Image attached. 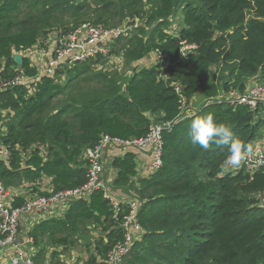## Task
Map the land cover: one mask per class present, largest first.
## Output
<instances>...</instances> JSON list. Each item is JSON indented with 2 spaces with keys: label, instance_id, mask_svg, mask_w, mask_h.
<instances>
[{
  "label": "trees",
  "instance_id": "1",
  "mask_svg": "<svg viewBox=\"0 0 264 264\" xmlns=\"http://www.w3.org/2000/svg\"><path fill=\"white\" fill-rule=\"evenodd\" d=\"M94 2L100 7L93 16L84 0H0V77L9 83L0 92V145L8 152L0 158V180L6 187L26 183L31 195L47 197L81 187L91 165L86 151L104 137L142 138L152 124L169 122L161 130L156 171L138 176L132 149L110 159V189L129 191L139 204L141 234L119 264H263L264 167L252 174L240 168L224 172L227 145L205 151L192 144V113L179 119L175 85L189 98L198 92L204 98L193 113L229 123L234 138L254 146L263 135V115L216 97L231 87L243 91L258 74L264 78V0ZM180 11L183 26L170 34L169 19ZM129 19L136 26L109 44L110 55L133 65L157 51L167 67L134 66L124 87L120 72L96 68L106 58L99 54L39 77L28 57L20 65L13 60L53 29L67 33L85 22L112 28ZM188 44L195 48L183 54ZM212 66L230 67V80L214 81ZM19 76L28 82H18ZM43 177L50 178V191L40 189ZM105 191L69 200L62 217L26 231L35 263L66 264L58 249L82 245L90 251L82 264H108L109 253L125 241L121 225L131 199L121 200L115 213ZM27 200L15 195L11 205Z\"/></svg>",
  "mask_w": 264,
  "mask_h": 264
},
{
  "label": "built area",
  "instance_id": "2",
  "mask_svg": "<svg viewBox=\"0 0 264 264\" xmlns=\"http://www.w3.org/2000/svg\"><path fill=\"white\" fill-rule=\"evenodd\" d=\"M51 33V32H50ZM48 33L46 38V46H50L49 51L44 54V58L48 61V65L43 73L38 71V77L41 75L53 76L57 70L64 67L73 66L78 62H85L89 58H95L98 54L102 57L110 56V46L112 41L119 37H127L130 35L129 27L125 24L117 27L106 28L101 24L82 23L75 27L70 32H57L51 37ZM195 46L188 44L181 47L183 54L193 50ZM152 62L159 64L160 71L167 67L165 57L160 52L153 53ZM22 77H20L21 79ZM18 82L27 83L28 78ZM259 80L252 79V81L245 87L243 91L237 88H229L225 92H220L216 99L224 100L232 105L244 104L253 110H257L264 115V84L259 83ZM9 83L0 77V92ZM175 90L179 94L180 115L179 119H183L193 113L190 110V98L183 94L180 86L175 85ZM188 103V104H187ZM170 123H154L151 126L149 133L142 138H133L129 140H122L118 138L104 137L100 144L94 149L87 150L91 165L89 167L88 181L81 187L71 190L59 192L52 196H37L20 207H13L11 205L12 198L9 197L8 191L0 180V254H7L4 258L5 264H37L32 259L33 248L30 246L31 238L26 235V231L20 229L21 218L30 212L41 211L46 209L54 202H63L67 206V202L73 198L88 199L91 193L96 189H103L104 194L111 198L112 207L116 213L119 210V202L112 196L108 195L106 184L101 180V173L105 168V160L103 158L102 150L106 147H129L132 149L135 146L144 148L150 147L151 160L149 165L150 173L156 171L161 165V130L168 128ZM253 147V151L242 161L240 169L252 174L258 169L264 167V133L259 138ZM8 152L0 145V158H5ZM93 157V158H92ZM237 168H226L224 172H233ZM261 204L264 205V191L259 194ZM130 211L124 217L122 228L125 230V241L116 245L108 255V264H119L121 256H123L129 249L132 241L138 238L141 234V229L137 223V210L139 204L136 200L129 202ZM1 260V257H0Z\"/></svg>",
  "mask_w": 264,
  "mask_h": 264
},
{
  "label": "rangeland",
  "instance_id": "3",
  "mask_svg": "<svg viewBox=\"0 0 264 264\" xmlns=\"http://www.w3.org/2000/svg\"><path fill=\"white\" fill-rule=\"evenodd\" d=\"M84 1H86L90 4V6L88 8L89 9L88 13L91 15L94 14L95 9H98V7H100V4L98 2L97 3L94 2V0H84ZM181 26H183V20H182V13L180 11V12L176 13L175 15H173L169 19V24H168L166 30L168 33L175 35ZM55 33H56V31H54V29H53V31L49 35L51 37H53ZM44 38L45 37H43V36L40 37L39 41L35 45H33L32 48L24 50V51L16 52V53H20L23 57H28L29 60L31 61V63L34 66H36L37 70L40 73H43L46 69V66L48 65V61L44 58V54H46L49 51V49L51 48L50 46H46L47 44L45 42L46 40H43ZM152 57H153V53L150 54L148 57L133 63V65H127L123 61L121 55H110L109 57L104 59V63L99 64L98 67L96 66V68L97 69L102 68L105 70L115 69L118 72H120L121 76H122L121 84L124 87L125 81L133 72V67L134 66L141 67V66H146V65L151 64ZM229 71H230V67L225 68V66H212L211 70H210V74H211V77L214 81L219 82V84H221V82H224L228 79L230 80V77L232 75ZM255 78L259 79V78H261V75L258 74ZM19 80L23 81V80H25V78L22 77L20 79V76H19ZM258 82L264 84V78L259 79ZM203 102H204V98L202 97V95L199 92L193 94L190 97V103H189L190 110L192 112L196 111L202 105ZM263 117H264V115H263ZM153 125L154 124H152L151 126H153ZM260 131L262 132V134L264 133V123L261 125ZM133 148H138V149L142 150V148L138 147V146H135ZM86 154L89 157L87 151H86ZM150 155H151V149H150ZM44 185H45V187H44L45 190H43V191H50V189H51L50 184L44 183ZM6 189L8 191L9 197H11V198L15 195H22V196H25L28 200H30L34 197L39 196V195H31L29 193L28 186L25 183H22L20 185H16L14 187H6ZM122 194H124V196H123L124 198H122L121 200H123V199H125V200L129 199L130 200L131 198H133L132 194H130L129 191H125V193H122ZM117 200H119V199H117ZM131 200H134V199H131ZM95 233L96 232H94V234ZM46 248H47L46 250L49 249L48 247H46ZM58 250H63L58 258L66 264H82V260L84 258H86V256H88L89 252H90V251L85 250L82 245H77L76 247L71 248V249H63L61 247ZM5 263L6 262L4 260H0V264H5ZM38 264H43V263L39 262Z\"/></svg>",
  "mask_w": 264,
  "mask_h": 264
},
{
  "label": "clouds",
  "instance_id": "4",
  "mask_svg": "<svg viewBox=\"0 0 264 264\" xmlns=\"http://www.w3.org/2000/svg\"><path fill=\"white\" fill-rule=\"evenodd\" d=\"M188 135L191 143L207 151L211 145H227L228 154L221 168H239L242 161L253 151L250 144L234 138L233 128L229 123L217 122L212 114L197 116L192 113Z\"/></svg>",
  "mask_w": 264,
  "mask_h": 264
},
{
  "label": "crops",
  "instance_id": "5",
  "mask_svg": "<svg viewBox=\"0 0 264 264\" xmlns=\"http://www.w3.org/2000/svg\"><path fill=\"white\" fill-rule=\"evenodd\" d=\"M129 147H122V146H116V147H106L102 150L103 158L105 160V168L102 171L101 180L103 183L106 184L107 187V193L108 195L112 196L113 198L121 200L124 198L125 192H122L119 189H110V183L114 178L115 171L110 168V166L106 165V163L115 155H119L123 153L125 150H127ZM132 151L135 152L136 156V164H137V175L146 177L150 173L149 165L151 160L150 155V148L144 147L141 149L138 148H132ZM44 183L50 184V178L49 177H43L41 181L40 189L45 190ZM26 184V183H25ZM28 186V185H27ZM67 209L66 204L61 202H54L50 204L46 209H43L41 211H35L25 214L21 220H20V228L23 231H26L28 228H30L34 223L41 221L43 219L49 218V217H62ZM1 260H4L5 257H8L7 254L2 255L0 254Z\"/></svg>",
  "mask_w": 264,
  "mask_h": 264
},
{
  "label": "water",
  "instance_id": "6",
  "mask_svg": "<svg viewBox=\"0 0 264 264\" xmlns=\"http://www.w3.org/2000/svg\"><path fill=\"white\" fill-rule=\"evenodd\" d=\"M137 20L136 19H129L125 22V26L126 27H133L136 26ZM13 60L17 65L22 64V60H23V56L20 53H15L13 55ZM110 164V160L106 163V165L108 166ZM103 173H101L102 175ZM95 235H97V233H95Z\"/></svg>",
  "mask_w": 264,
  "mask_h": 264
},
{
  "label": "bare ground",
  "instance_id": "7",
  "mask_svg": "<svg viewBox=\"0 0 264 264\" xmlns=\"http://www.w3.org/2000/svg\"><path fill=\"white\" fill-rule=\"evenodd\" d=\"M108 192V191H107Z\"/></svg>",
  "mask_w": 264,
  "mask_h": 264
}]
</instances>
